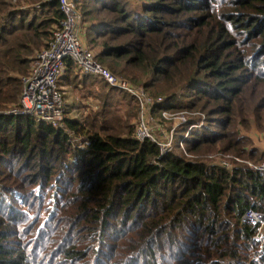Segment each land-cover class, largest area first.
Listing matches in <instances>:
<instances>
[{"label": "trees", "instance_id": "obj_1", "mask_svg": "<svg viewBox=\"0 0 264 264\" xmlns=\"http://www.w3.org/2000/svg\"><path fill=\"white\" fill-rule=\"evenodd\" d=\"M79 9L97 61L165 99L155 113L186 112L189 123L162 155L137 139L135 99L71 60L59 84L82 86L96 111L68 117L70 133L10 114L64 16L58 0H0V264H264L257 227L242 222L264 213V173L214 163L264 161L249 136L264 134V0Z\"/></svg>", "mask_w": 264, "mask_h": 264}, {"label": "built area", "instance_id": "obj_2", "mask_svg": "<svg viewBox=\"0 0 264 264\" xmlns=\"http://www.w3.org/2000/svg\"><path fill=\"white\" fill-rule=\"evenodd\" d=\"M80 2L81 0H58L64 16L61 26L54 31L48 47L35 57L29 73L22 78L20 106L10 114L30 116L38 123H47L70 133L65 125V120L68 118L66 90L59 82L65 73L66 61L71 60L82 75H92L102 79L110 87L134 98L139 108L137 139L140 142L149 140L155 143L162 155L171 153L174 149L176 131L189 123L188 113L170 111L155 113V106L165 99L152 97L144 88L118 78L97 61L83 37ZM167 122L173 124L170 130L163 128V124ZM196 126L192 125L189 128L186 137ZM180 146L184 153L190 156L183 143ZM214 163L229 170L235 164H247L251 169L264 173V162L255 165L233 155L219 156ZM242 222L257 227L255 241L259 243L264 256V213L247 211Z\"/></svg>", "mask_w": 264, "mask_h": 264}, {"label": "rangeland", "instance_id": "obj_3", "mask_svg": "<svg viewBox=\"0 0 264 264\" xmlns=\"http://www.w3.org/2000/svg\"><path fill=\"white\" fill-rule=\"evenodd\" d=\"M83 37L85 39V28L83 30ZM93 53L96 54V52L98 51L97 48L92 49ZM65 87V86H63ZM69 93L67 96V100H70L71 102L70 105H72L75 108V111L72 112V115L74 117H76L75 119L83 121L87 115L91 112V111H96L99 106V103L96 102L95 100H93L92 98H86L85 96V89L82 88L81 91H75L72 87H69V89L67 90ZM66 97V96H65ZM69 109H68V117L70 116L69 113ZM74 119V118H73ZM155 119H157V117H155ZM173 127L172 123H165L163 124V128L165 130H170ZM250 138L254 141L255 146L261 151L264 152V134H260L257 131L252 132L251 134H249ZM212 155H216V153H211L207 155V160L211 161L210 158ZM187 156V155H186ZM191 158V156H188ZM264 162V161H263Z\"/></svg>", "mask_w": 264, "mask_h": 264}, {"label": "crops", "instance_id": "obj_4", "mask_svg": "<svg viewBox=\"0 0 264 264\" xmlns=\"http://www.w3.org/2000/svg\"><path fill=\"white\" fill-rule=\"evenodd\" d=\"M80 88L82 89V86H80ZM68 89H69V86H65L67 107H68V109H69V111H70V112H69V113H70V116H71L70 118H74V119H75L76 117H74V116L72 115V112L75 111V108H74L72 105H70L69 102H71V101H70V100H67V96H69V95H68L69 93H67V92H68V91H67ZM78 92H79V91H78Z\"/></svg>", "mask_w": 264, "mask_h": 264}]
</instances>
